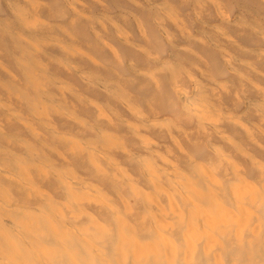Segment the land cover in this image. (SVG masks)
I'll list each match as a JSON object with an SVG mask.
<instances>
[{
	"label": "clouds",
	"instance_id": "1",
	"mask_svg": "<svg viewBox=\"0 0 264 264\" xmlns=\"http://www.w3.org/2000/svg\"><path fill=\"white\" fill-rule=\"evenodd\" d=\"M0 264H264V0H0Z\"/></svg>",
	"mask_w": 264,
	"mask_h": 264
},
{
	"label": "bare ground",
	"instance_id": "2",
	"mask_svg": "<svg viewBox=\"0 0 264 264\" xmlns=\"http://www.w3.org/2000/svg\"><path fill=\"white\" fill-rule=\"evenodd\" d=\"M97 196H98L99 198L103 199V198H104V193L101 192V191H97Z\"/></svg>",
	"mask_w": 264,
	"mask_h": 264
}]
</instances>
